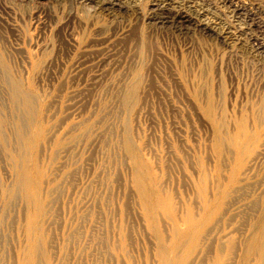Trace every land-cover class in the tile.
<instances>
[{"label": "rangeland", "instance_id": "374dc122", "mask_svg": "<svg viewBox=\"0 0 264 264\" xmlns=\"http://www.w3.org/2000/svg\"><path fill=\"white\" fill-rule=\"evenodd\" d=\"M122 1L0 0V264H264V0Z\"/></svg>", "mask_w": 264, "mask_h": 264}, {"label": "bare ground", "instance_id": "6f19581e", "mask_svg": "<svg viewBox=\"0 0 264 264\" xmlns=\"http://www.w3.org/2000/svg\"><path fill=\"white\" fill-rule=\"evenodd\" d=\"M93 1V0H92ZM100 3L99 4H104V5H106V6H110V7H113V10H114V7H121V6H123L124 7V5H123V1L122 0H98ZM173 0H156V1H154L155 2V8L157 9V11H156V13H153L156 17H157V20H159V26L158 25H156V26H158V27H161V25L163 26V25H170V26H172L173 28H175V29H177V30H188L189 29V27H192L191 25H194L196 28H199V29H201L202 31H204L205 30V32H206V30H208L209 32H212L213 34H216V36H218V37H221L220 39H222L223 38V40L224 39H226L227 37V32L226 31H223L219 26H217V24H215L214 22H212V21H209V20H207V21H205V20H194L193 18H191L189 15H186V14H179V12L181 13V11L177 8V7H175L174 5H173V2H172ZM191 1V0H190ZM196 1V0H195ZM225 3H229V4H231V5H233V8H234V13L235 14H237V15H239V16H241V14L242 13H244L245 12V10H244V6L242 5V4H240L238 1H234V0H223ZM95 2V1H94ZM124 2L126 3L127 2V0L125 1L124 0ZM129 2V1H128ZM127 2V3H128ZM175 2V1H174ZM126 3V4H127ZM184 3V2H183ZM154 4V3H153ZM96 5V4H95ZM128 5V4H127ZM127 5H125V6H127ZM173 6V15H171V14H167V17H162V15H163V12H162V10L163 9H165V8H170V6ZM183 5V4H182ZM223 5V4H222ZM228 5V4H227ZM96 6H98V4L96 5ZM185 6V5H184ZM98 7H100V6H98ZM103 7H101V9H102ZM119 8H118V10H119ZM122 8V7H121ZM106 9V8H105ZM108 9V8H107ZM110 9V8H109ZM160 9V11L159 12H161L160 13V15L158 16V10ZM171 9V8H170ZM176 9V10H175ZM191 9V8H190ZM259 9V8H258ZM103 10V9H102ZM151 10V9H150ZM183 10V9H182ZM254 10H255V8H254ZM263 10V9H262ZM171 11V12H172ZM231 11V10H230ZM151 12V11H150ZM169 12V11H168ZM249 12H250V10H249ZM264 12V11H263ZM262 12V13H263ZM166 13V12H165ZM258 12H256V14H257ZM259 13H261V12H259ZM152 13H151V15H153ZM264 14V13H263ZM192 15V14H191ZM201 15V14H200ZM200 15H198V16H200ZM253 15V14H252ZM164 16H165V14H164ZM253 16H255V15H253ZM208 17V16H207ZM196 18H197V16H196ZM202 18V17H201ZM237 18H238V16H237ZM249 18V17H248ZM264 18V17H263ZM197 19H199V18H197ZM211 19V18H210ZM239 19H241L240 17H239ZM260 19V18H259ZM156 20V21H157ZM234 20H236V19H234ZM244 20V19H243ZM261 20V19H260ZM155 21V22H156ZM238 21H240V20H238ZM258 21V20H257ZM256 21V22H257ZM216 22V21H215ZM251 21H247V23H250ZM242 23H243V21H242ZM254 23V22H253ZM262 23V22H261ZM251 24V23H250ZM249 24V25H250ZM170 26H169V28H170ZM256 26H258L257 28L260 30V31H263V30H261V27H260V24L259 23H257L256 24ZM264 26V25H263ZM164 27V26H163ZM162 28V27H161ZM166 27H164L163 29H165ZM167 29V28H166ZM195 29V28H194ZM258 30V31H259ZM191 31V30H190ZM228 31V30H227ZM258 31H257V35H258ZM186 32V31H185ZM253 32V31H252ZM254 33V32H253ZM243 34V33H242ZM246 34V33H245ZM250 34V33H249ZM264 34V33H263ZM248 35V34H247ZM251 35V34H250ZM210 36V35H209ZM255 36V35H254ZM256 37V36H255ZM263 37V36H262ZM226 40H228V39H226ZM256 40V39H255ZM259 43V42H258ZM262 45V44H261ZM261 45H259V47H261L262 48V46ZM219 164V163H218ZM244 175V174H243ZM214 176V175H213ZM217 182V181H216ZM137 186H138V190H139V196H140V198L144 201V204H146L147 205V202L149 201L148 199V196H149V193H150V195H151V191H153V190H150V192H148L149 191V189L147 190V187H145V186H143V183H141L140 181H138L137 182ZM201 186V185H200ZM205 187V186H204ZM200 189H201V191H199V193L201 192V194L203 195V197H205L206 196V192H205V190H204V188L203 187H199ZM221 188V187H220ZM53 190V189H52ZM48 191V190H47ZM53 192V191H52ZM224 192H225V190H224ZM47 192H45V194H46ZM49 193V195L47 196V197H49V196H51L52 195V193L50 194V191L48 192ZM155 195H157V196H154V194H152V196L153 197H155V198H157V200H155L154 198H150L151 199V201H153L154 203H156L155 201H157L158 202V200L160 199L159 198V196H158V193L156 194V192H155V190H154V192H153ZM221 192H219V194H220ZM217 196H219V195H217ZM216 196V197H217ZM221 196H224V195H222L221 194ZM226 196V195H225ZM224 196V197H225ZM150 197V196H149ZM167 197V196H166ZM220 197V196H219ZM46 198V197H45ZM44 198V199H45ZM48 199V198H47ZM47 199L45 200V201H47ZM153 199V200H152ZM141 200V201H142ZM166 201H167V198H166ZM150 202V201H149ZM148 202V203H149ZM153 202L151 203V204H153ZM44 203V202H43ZM149 203V204H150ZM159 204H160V201L158 202ZM159 204H153L155 207H156V209H157V206L159 205ZM149 206V205H148ZM149 207H151V206H149ZM207 208H209V205L207 204V205H205L204 204V207H203V209H204V214H205V210H206V212H207ZM43 209V208H42ZM189 213L188 214H186V217H185V223L188 225V226H194L197 222L195 221V219H196V217L193 215L194 213L192 212V210H190V211H188ZM46 214H47V212H45ZM206 215V214H205ZM202 216H203V219H204V217H206V216H204L203 215V213H202ZM206 219V218H205ZM198 220V219H197ZM199 220H202V217H200V219ZM260 229H261V233H260V236H259V239L257 240V241H255V243H254V241H252V244H254L255 245V250H256V252H257V254H259V256L260 257H264V248H263V243H264V219H262L261 220V222H259V226H258ZM197 235V234H196ZM195 236V235H194ZM196 240H197V237L195 238ZM199 239V238H198ZM192 240L194 241L192 244L193 245H195V240H194V238H192ZM223 244V243H222ZM223 246V245H222ZM222 246H221V248H222ZM225 246V245H224ZM234 246H235V244H234V242L233 241H229L228 242V244L226 245V247H227V249L230 251V252H232V251H234ZM161 249H162V247H161ZM163 250V249H162ZM167 251H169V250H167ZM170 252V251H169ZM172 252V251H171ZM225 252H226V250H225ZM218 253L220 254L221 252H220V250L218 249ZM168 254H170V253H168ZM189 254V253H188ZM188 254H185V255H183L182 256V259L181 258H179V257H177L175 260H173L174 258H175V256H174V258L173 259H171L170 257H169V259H171L172 261H176V263L177 264H182V263H184L185 262V260L188 258ZM172 257V256H171ZM169 259H168V261H169ZM264 259V258H263ZM170 260V263L172 262Z\"/></svg>", "mask_w": 264, "mask_h": 264}]
</instances>
